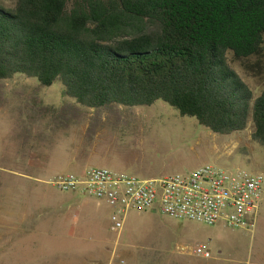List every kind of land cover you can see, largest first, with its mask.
Here are the masks:
<instances>
[{"label":"rangeland","instance_id":"rangeland-1","mask_svg":"<svg viewBox=\"0 0 264 264\" xmlns=\"http://www.w3.org/2000/svg\"><path fill=\"white\" fill-rule=\"evenodd\" d=\"M15 3L0 0L7 9ZM259 61L257 68L231 63L255 97L264 89V56ZM0 133L6 139L0 141V264H264V148L251 141V123L241 133L222 136L159 101L87 109L64 97L58 82L40 87L16 75L0 81ZM50 166L60 171L46 177ZM204 166L262 174L254 222L204 226L155 211L132 212L115 234L108 230L103 203L48 184L87 167L147 180ZM196 245H207L212 257L189 255Z\"/></svg>","mask_w":264,"mask_h":264},{"label":"trees","instance_id":"trees-1","mask_svg":"<svg viewBox=\"0 0 264 264\" xmlns=\"http://www.w3.org/2000/svg\"><path fill=\"white\" fill-rule=\"evenodd\" d=\"M264 56V0H16L0 6V81L16 75L87 109L155 102L264 148V89L231 68ZM258 63L251 67L249 60Z\"/></svg>","mask_w":264,"mask_h":264},{"label":"built area","instance_id":"built-area-1","mask_svg":"<svg viewBox=\"0 0 264 264\" xmlns=\"http://www.w3.org/2000/svg\"><path fill=\"white\" fill-rule=\"evenodd\" d=\"M57 192L86 197L108 209V230L120 233L129 213L155 211L164 218L204 226L230 228L254 222L262 196V174L216 166L158 179L140 180L107 168L87 167L48 182ZM189 255L212 257L207 245L188 249Z\"/></svg>","mask_w":264,"mask_h":264},{"label":"crops","instance_id":"crops-1","mask_svg":"<svg viewBox=\"0 0 264 264\" xmlns=\"http://www.w3.org/2000/svg\"><path fill=\"white\" fill-rule=\"evenodd\" d=\"M0 136H1V138H4V137L1 135V133H0ZM228 136H229V135H228ZM1 140L4 142L6 139H5V140H4V139H1ZM1 140H0V141H1ZM239 143H240V136L237 137V139H236L234 142H232L230 148H231V149H233V148L235 149V147H236ZM76 162H78V159L75 161V163H76ZM65 164H66L67 166H70L71 168H72V166L74 165V164H71V165H70L69 163H65ZM62 165H64V164H62ZM81 167H82V166H81ZM81 169H82V168H81ZM45 170H46L45 176L48 177V176H51L50 174H53V172L50 173V170H51V171H53V170H56V171H57V170H59V167H57V169H56V168H54V166H52V167L50 166V167H47ZM79 170H80V168L74 170V172H77V171H79ZM59 171H60V170H59ZM62 194H64V193H62Z\"/></svg>","mask_w":264,"mask_h":264}]
</instances>
